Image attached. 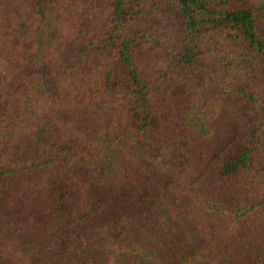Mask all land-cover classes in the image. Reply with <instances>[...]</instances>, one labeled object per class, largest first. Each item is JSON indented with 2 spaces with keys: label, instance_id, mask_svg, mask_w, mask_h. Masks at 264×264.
<instances>
[{
  "label": "trees",
  "instance_id": "trees-1",
  "mask_svg": "<svg viewBox=\"0 0 264 264\" xmlns=\"http://www.w3.org/2000/svg\"><path fill=\"white\" fill-rule=\"evenodd\" d=\"M31 1L0 0V264H264V0H169L152 80L156 0Z\"/></svg>",
  "mask_w": 264,
  "mask_h": 264
},
{
  "label": "rangeland",
  "instance_id": "rangeland-1",
  "mask_svg": "<svg viewBox=\"0 0 264 264\" xmlns=\"http://www.w3.org/2000/svg\"><path fill=\"white\" fill-rule=\"evenodd\" d=\"M112 0H55L52 3H49L51 7L55 10H58L60 7L74 4V5H86L88 8H93L96 5H99L103 11H106L108 8V4ZM33 4L38 5L36 3V0L31 1ZM46 2V1H45ZM73 2V3H72ZM20 6H22L21 2H18ZM44 4H39V6H42ZM153 5H158L161 8L162 14L160 16H155L154 19H150L147 21V23L142 24L139 29H137L138 32L142 33H149L150 39H152V43L150 45L149 51H146L144 53V56L141 55V63H142V74L144 75V79L152 80L153 76L156 74H159L163 71V66H167L166 64H172L178 59V54L176 53V50H169L168 43L171 37H176L181 33L180 31V17L177 15L174 8H172V3L169 0H156L153 2ZM110 7V6H109ZM93 13V12H92ZM22 15V13H20ZM25 17V15H23ZM90 13L87 12L86 17L89 19ZM210 37V35H207ZM230 44V48H231ZM232 53H237L236 50H228ZM217 54V60L219 65H222L227 61L226 60V54L225 52L221 53L218 50L215 51ZM6 52H1L0 50V58L2 55H5ZM236 57H240L236 54ZM221 63V64H220ZM224 67V65H223ZM168 68H172L171 65L168 66ZM190 74V73H189ZM226 74V73H225ZM225 74H222L221 76H225ZM192 76V75H190ZM196 77V76H195ZM205 74L202 72L196 77V84L201 85V83L204 82ZM159 86H156V90H158ZM222 87H216L214 94L216 96L219 95L218 89ZM207 95H203L204 101L209 99L207 98ZM255 118L253 114L248 113L243 115L242 120V130L241 131H234L233 134L229 136L228 144L226 146L233 147L232 152L228 153V155H236L239 151L242 149H245L249 147L256 135V128L252 124ZM154 126H156L154 124ZM222 148V147H221ZM220 148V149H221ZM195 228H204L203 222H196L194 225Z\"/></svg>",
  "mask_w": 264,
  "mask_h": 264
}]
</instances>
